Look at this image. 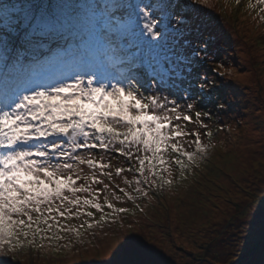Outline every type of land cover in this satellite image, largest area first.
Returning <instances> with one entry per match:
<instances>
[{
  "label": "snow or ice",
  "instance_id": "snow-or-ice-1",
  "mask_svg": "<svg viewBox=\"0 0 264 264\" xmlns=\"http://www.w3.org/2000/svg\"><path fill=\"white\" fill-rule=\"evenodd\" d=\"M197 3L207 0H0V256L71 251L97 230L115 236L112 254L125 219L132 230L144 212L137 201L199 168L230 113L246 111L241 143H264V100L241 102L228 81L248 73ZM243 7L264 22V0ZM249 195L251 220L235 227L264 247V213L253 224L264 188ZM105 264L156 261L130 235Z\"/></svg>",
  "mask_w": 264,
  "mask_h": 264
},
{
  "label": "rangeland",
  "instance_id": "rangeland-1",
  "mask_svg": "<svg viewBox=\"0 0 264 264\" xmlns=\"http://www.w3.org/2000/svg\"><path fill=\"white\" fill-rule=\"evenodd\" d=\"M246 4L247 0H242V6H236L232 0L231 6L225 9L224 0L216 1V4L207 0L206 4L197 3L196 6H200L202 17L212 22L214 35H222L229 41L228 55L233 57L231 67L241 74L248 73L247 83L228 82L240 91L241 102L250 103L254 99L258 105L264 100V22L253 20L255 12L249 15V10L243 7ZM239 112V116L230 113L224 118L226 123L221 124L220 132L213 129L215 147L186 180H180L178 172L174 171L176 182L171 190L150 191L149 195L154 196L151 202L147 198L137 201L144 207V212L136 210V215L130 217L134 225L132 230L127 229L128 219L124 221L125 228L115 226L122 235L112 254L108 253V247L115 236L111 232L105 236L97 230L95 239L88 236L84 244L73 242L71 251L16 256L15 261L10 254L0 256V264L5 261L7 264H105L113 259L115 248L130 235L152 250L156 264H228L232 256L227 254L231 252H235L240 264H264V247L259 235L256 232L248 235L247 228L244 233H238L235 227L241 219L251 220V216L243 215L254 212V208L246 207L252 203L249 193L264 188V143L259 140L241 143L239 120L246 116V111L240 108ZM232 116L236 119H231ZM227 124H231L235 131L229 132ZM202 139L207 143L206 138ZM125 175L132 178L131 174ZM244 178L249 185L241 181ZM115 179L125 187L119 178ZM260 198L257 196L255 207L259 206ZM117 206L134 208L131 201ZM262 213L264 203L256 212L254 225L261 222ZM80 222L69 221L73 224ZM245 235L248 236L247 242L243 239Z\"/></svg>",
  "mask_w": 264,
  "mask_h": 264
},
{
  "label": "trees",
  "instance_id": "trees-1",
  "mask_svg": "<svg viewBox=\"0 0 264 264\" xmlns=\"http://www.w3.org/2000/svg\"><path fill=\"white\" fill-rule=\"evenodd\" d=\"M212 2H215V4H216V1H217V3H220L221 2V0H211ZM216 6V5H215ZM202 7H204V6H202ZM198 8H200V6H198ZM205 8V7H204ZM215 8V7H214ZM204 10V9H203ZM204 11H206V8H205V10ZM222 14H224V13H222ZM221 17H222V15H221ZM223 18H224V15H223ZM217 21H219V20H217ZM242 182H244V183H247L246 184V186L247 185H249V182H247L246 181V178H244L243 180H241ZM232 189V188H231ZM230 192H231V190H230ZM11 259H13V258H11ZM14 261H15V259H14Z\"/></svg>",
  "mask_w": 264,
  "mask_h": 264
}]
</instances>
